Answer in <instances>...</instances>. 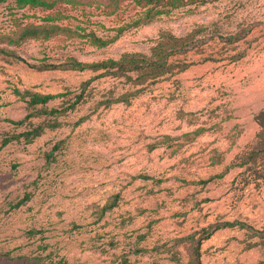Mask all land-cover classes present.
Listing matches in <instances>:
<instances>
[{
	"label": "rangeland",
	"instance_id": "374dc122",
	"mask_svg": "<svg viewBox=\"0 0 264 264\" xmlns=\"http://www.w3.org/2000/svg\"><path fill=\"white\" fill-rule=\"evenodd\" d=\"M170 34L187 51L156 79L41 67L149 58ZM0 49V264H264V0H5ZM223 221L247 227L204 237Z\"/></svg>",
	"mask_w": 264,
	"mask_h": 264
},
{
	"label": "trees",
	"instance_id": "16d2710c",
	"mask_svg": "<svg viewBox=\"0 0 264 264\" xmlns=\"http://www.w3.org/2000/svg\"><path fill=\"white\" fill-rule=\"evenodd\" d=\"M5 0H0V3L4 2ZM15 5L18 8H41V9H52L57 0H14ZM140 1V0H139ZM144 3L152 4V6L159 2V0H143ZM158 10L157 12H159ZM44 21L50 22L58 19L56 15H47L44 18ZM52 28L58 27L57 25H52ZM89 42L97 47L105 46L109 40H105L101 37L96 36L93 32L88 34ZM184 41L185 38H180L173 35H168L165 37L164 42L158 41L152 48H151V55L155 56V60H150V57H145L141 54L136 53H124L122 54L118 59L108 58L93 62H81L75 59H71L66 64L60 65V64H50V65H43L41 67H51L56 68L58 66H64L65 68L72 69V70H86L90 69L92 71H100V73L97 76H102L106 74H113L116 75L117 73L126 74L127 71L131 72H137L139 73V76L145 75L144 79L147 77L150 79H156L158 76L163 75L164 73L168 72L172 65L177 61L178 56L182 52L187 51L184 50ZM197 45L191 46L190 49L196 47ZM0 52L11 54V52H6L3 49H0ZM12 55V54H11ZM17 59H21L18 56H15ZM130 77V76H128ZM88 83V81H86ZM142 83V82H139ZM143 89V86L140 88H137L136 91H141ZM14 92L17 95H20L22 99H24V96H28L29 98L26 100V103L28 106H36L41 105L40 112L44 114H54L59 113V110H56L54 108L46 109L44 105L54 97H56L58 94H49V93H39V92H31L29 90H25L23 93H20L18 89H14ZM80 99V95L76 98L75 102L70 104V108L74 107L75 103L78 102ZM116 99H111L108 101V103H112L114 101H117ZM26 118V117H25ZM21 120H10L7 118H4L3 120L10 122L13 125H20L23 123L24 119ZM1 119V116H0ZM254 121L257 123V125L260 128V133L264 134V108L261 109L255 116ZM42 131V126L38 125L31 130L26 131L23 136L26 142H30L33 138L40 135ZM12 138L15 137H9L5 140H3V145L7 144ZM255 152H251L248 154L247 158L243 161L231 164V166H243L246 165L249 166V161H252L254 158ZM255 172L258 171L255 169ZM259 176L255 175L253 179H257ZM26 199V198H25ZM24 199H21L19 202L15 204V206H19L21 203H23ZM113 205V204H112ZM112 205L108 206L111 207ZM239 227V228H246L247 225L244 222L241 221H223L220 223H217L212 226V228L205 232L204 237L209 236L212 232L222 229V228H230V227ZM192 264H197V262H194Z\"/></svg>",
	"mask_w": 264,
	"mask_h": 264
}]
</instances>
